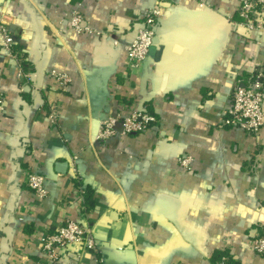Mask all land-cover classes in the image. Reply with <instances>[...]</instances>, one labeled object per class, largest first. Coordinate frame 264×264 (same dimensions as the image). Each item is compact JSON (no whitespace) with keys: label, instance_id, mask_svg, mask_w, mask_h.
Here are the masks:
<instances>
[{"label":"crops","instance_id":"crops-1","mask_svg":"<svg viewBox=\"0 0 264 264\" xmlns=\"http://www.w3.org/2000/svg\"><path fill=\"white\" fill-rule=\"evenodd\" d=\"M76 6L93 32L66 23ZM155 6L163 13L156 52L130 68L126 46ZM239 7L240 0H0L22 51L10 56L0 44V264H44L43 239L65 220L92 226L107 264H215L219 252L232 264H264L253 246L264 237V126L257 136L220 127L236 83L264 66V33L236 27ZM56 74L69 76L66 88ZM122 106L124 115L147 109L159 122L134 135L118 126L98 148L101 123ZM75 154L81 187L69 166ZM186 157L189 171L180 165ZM31 169L46 175L45 201L28 187ZM65 264L94 260L85 254Z\"/></svg>","mask_w":264,"mask_h":264},{"label":"built area","instance_id":"built-area-1","mask_svg":"<svg viewBox=\"0 0 264 264\" xmlns=\"http://www.w3.org/2000/svg\"><path fill=\"white\" fill-rule=\"evenodd\" d=\"M240 21L236 27H242L249 31H261L264 33V0H240L239 7ZM162 9L159 6L148 9L142 20L137 23L136 36L126 46L128 66L138 67L148 57L150 48L153 45L157 33V26L162 18ZM67 24L78 33L82 31L93 32L86 25L81 6L72 7L67 15ZM15 37L5 22V16L0 12V44L2 49L10 56H13V45ZM52 78L66 88L70 82L68 75L56 74ZM6 97L0 90V114L5 110ZM126 106V105H125ZM120 112L108 117L101 123L99 132L94 139V145L98 148L118 134L116 127H121V134H141L157 125L159 119L146 110H129L127 115ZM126 109V108H125ZM127 110V109H126ZM220 127L239 128L252 136H257L264 126V66L257 65L248 79V83L239 80L231 95V103L224 113ZM49 120L52 124L58 121V106H50ZM79 156L71 157L70 169L74 178H80L78 168ZM259 157L254 155L251 162V171L257 173ZM193 160L186 157L181 160L180 165L186 171L192 169ZM28 187L34 193L38 201H45L49 196L46 175L39 169H31L27 173ZM253 246L259 254L264 253V237H258L253 241ZM44 264H65L68 259L82 261L85 254L92 257L94 264H107V258L100 250V243L96 238L94 230L89 223L73 220L63 221L55 233L47 235L42 242ZM215 264H230V258L223 255Z\"/></svg>","mask_w":264,"mask_h":264},{"label":"trees","instance_id":"trees-1","mask_svg":"<svg viewBox=\"0 0 264 264\" xmlns=\"http://www.w3.org/2000/svg\"><path fill=\"white\" fill-rule=\"evenodd\" d=\"M13 53H16L17 55H19L20 53L22 54V51L21 50H19L17 47H16V41H15V43H14V45H13ZM147 110V109H146ZM147 112H149V111H147ZM149 113H151V112H149ZM151 114H153V113H151ZM74 182H75V184H76V186H82V183H81V181H80V179L79 178H74ZM85 193H86V208H88V207H91V206H93V203H92V196H91V191H89L88 189L86 190L85 189ZM87 210V209H86ZM223 255H227L229 258H230V264H232L233 263V259H232V256L230 255V254H227V253H218V256H217V258H216V261H215V263L217 262V261H219L220 260V258L223 256Z\"/></svg>","mask_w":264,"mask_h":264},{"label":"water","instance_id":"water-1","mask_svg":"<svg viewBox=\"0 0 264 264\" xmlns=\"http://www.w3.org/2000/svg\"><path fill=\"white\" fill-rule=\"evenodd\" d=\"M158 42H159V39H158V36L156 35L153 41V45L150 48L149 56H154Z\"/></svg>","mask_w":264,"mask_h":264}]
</instances>
